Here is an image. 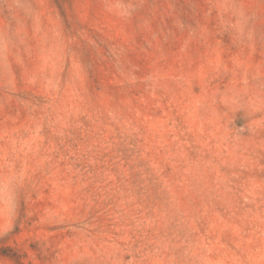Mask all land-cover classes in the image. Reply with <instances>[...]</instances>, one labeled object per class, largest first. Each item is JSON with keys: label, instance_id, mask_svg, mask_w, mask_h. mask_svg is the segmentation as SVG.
Listing matches in <instances>:
<instances>
[{"label": "rangeland", "instance_id": "rangeland-1", "mask_svg": "<svg viewBox=\"0 0 264 264\" xmlns=\"http://www.w3.org/2000/svg\"><path fill=\"white\" fill-rule=\"evenodd\" d=\"M0 264H264V0H0Z\"/></svg>", "mask_w": 264, "mask_h": 264}]
</instances>
